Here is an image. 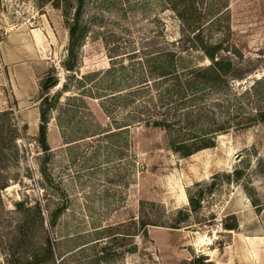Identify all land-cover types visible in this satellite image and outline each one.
Segmentation results:
<instances>
[{
	"label": "rangeland",
	"instance_id": "374dc122",
	"mask_svg": "<svg viewBox=\"0 0 264 264\" xmlns=\"http://www.w3.org/2000/svg\"><path fill=\"white\" fill-rule=\"evenodd\" d=\"M193 3L184 25L168 0H85L69 71L77 0H0V264L47 240L44 264H189L224 253L239 219L264 224V0ZM188 25L256 71L193 89L151 73L165 52L209 64L187 50Z\"/></svg>",
	"mask_w": 264,
	"mask_h": 264
},
{
	"label": "trees",
	"instance_id": "16d2710c",
	"mask_svg": "<svg viewBox=\"0 0 264 264\" xmlns=\"http://www.w3.org/2000/svg\"><path fill=\"white\" fill-rule=\"evenodd\" d=\"M173 5V10L176 16L185 24H187V19L192 16L193 8L195 7V0H189V4H185L186 0H168ZM193 1V2H192ZM85 0H77V8L75 10V15L73 19V23L70 26V40H69V57L68 61L65 62V68L67 70H73V64L77 59V52L81 48L84 43L86 30L83 24V11H84ZM189 26V25H188ZM193 26V25H192ZM190 27V26H189ZM195 26L191 28V34L188 36V44L191 50L198 51L201 53L208 61L209 64L206 67H195L194 66H186L181 67L177 66L175 60L178 61L179 56H177L174 52H165L161 56L164 58L160 61L159 65H155L153 67V72H159L161 77H166L172 75V73L181 72L184 76L188 77V86L193 89V86L197 82H201L203 86L210 87H218L219 84L223 81L230 80H244L249 75L254 73L257 69L255 65H247L246 68L241 63L242 55L237 54L232 55L229 51V48L224 45L223 42L218 44H213L202 38L200 32H196L193 29ZM187 44V45H188ZM239 59V60H238ZM241 60V62H239ZM256 62H259L258 60ZM249 64V63H247ZM193 83V84H192ZM58 84V80L56 78H48L44 83L43 87L46 91H50ZM181 89H183L181 87ZM183 91V90H182ZM51 100L47 97L42 100L41 107V124L39 127L40 138L39 143L43 149V151L47 154L50 150L48 141H47V125H48V110L51 107ZM45 106H47L45 108ZM264 115L260 114L258 117L262 118ZM155 127H160L162 125L161 122H154ZM180 148L186 150L184 152L185 156H190L193 153V150L187 148L184 144ZM207 147V146H205ZM178 148V149H180ZM197 148L196 151H199ZM193 203V202H192ZM195 203V202H194ZM21 205V204H20ZM193 208L198 206L199 204H191ZM227 229H235L227 226ZM54 256V249L49 240H47L45 246L43 247L40 254H34L30 257L29 262L21 263L19 260H13L11 264H44L48 261L52 260ZM189 264H214L210 262L205 257H198Z\"/></svg>",
	"mask_w": 264,
	"mask_h": 264
},
{
	"label": "crops",
	"instance_id": "0c3cea01",
	"mask_svg": "<svg viewBox=\"0 0 264 264\" xmlns=\"http://www.w3.org/2000/svg\"><path fill=\"white\" fill-rule=\"evenodd\" d=\"M248 226L239 219L238 230L227 229L230 240L226 243L224 253L214 258L220 249H211L213 258L209 261L214 264H264V224L258 225L256 230ZM243 227L248 230L245 231Z\"/></svg>",
	"mask_w": 264,
	"mask_h": 264
},
{
	"label": "built area",
	"instance_id": "2783aa9c",
	"mask_svg": "<svg viewBox=\"0 0 264 264\" xmlns=\"http://www.w3.org/2000/svg\"><path fill=\"white\" fill-rule=\"evenodd\" d=\"M217 227V230H218V232L219 233H221V232H223L224 230V228H223V224L221 223V224H219V225H217L216 226ZM217 230H212L211 232H212V234L210 235V239H211V244H213L215 241H219V239H220V236H219V233H217Z\"/></svg>",
	"mask_w": 264,
	"mask_h": 264
}]
</instances>
